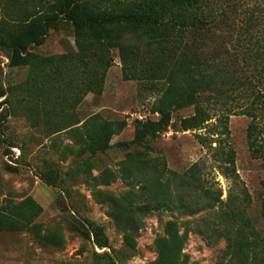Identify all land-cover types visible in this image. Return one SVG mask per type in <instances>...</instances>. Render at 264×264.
Segmentation results:
<instances>
[{
	"label": "rangeland",
	"instance_id": "374dc122",
	"mask_svg": "<svg viewBox=\"0 0 264 264\" xmlns=\"http://www.w3.org/2000/svg\"><path fill=\"white\" fill-rule=\"evenodd\" d=\"M17 1L0 0V22L12 20ZM27 8L30 13L38 11L32 4ZM249 12L259 20L254 27L248 26ZM214 24L207 41L210 51L222 54L226 48L235 55L249 42L264 46V0H239L233 12L226 11ZM30 51L35 61L11 67L0 48V89L7 91V103L0 107V211L21 222L19 230L0 232V264H109L107 257L114 264H163L169 228L180 237L173 264H231L226 238L213 237L210 243L199 234L213 223L217 211L227 209V203L237 213L243 252L253 235L264 239V165L248 150V116H228L227 134L218 136L219 107L196 104L174 111L162 133L143 139L139 146L125 145L137 126L156 120L151 105L161 83L123 80L117 50L111 49L109 67H91L101 78L98 92L92 91V73L86 79L77 75L78 65L72 60L76 48L67 23L51 28L43 45ZM60 56L67 58L55 59ZM235 57L241 64L240 54ZM82 82L85 91L78 102L79 95L69 87H81ZM71 118L80 123L62 129ZM97 118L122 128L100 134V142L92 147L88 133L98 125ZM258 119L264 125V116ZM260 138L264 141V132ZM223 142L225 151L230 148L234 153L235 180L225 178L218 167L223 159L213 149ZM144 161L149 165L163 161L165 172L178 176L198 164L206 186L220 190L226 204L193 214L152 212L141 217L136 230L119 224L105 195L115 198L130 190L136 183L133 167ZM185 201L193 208L201 206ZM85 220L102 226L108 248L99 250L81 236L78 230ZM103 251L107 255H100ZM249 256V264H264L260 248H253Z\"/></svg>",
	"mask_w": 264,
	"mask_h": 264
},
{
	"label": "trees",
	"instance_id": "16d2710c",
	"mask_svg": "<svg viewBox=\"0 0 264 264\" xmlns=\"http://www.w3.org/2000/svg\"><path fill=\"white\" fill-rule=\"evenodd\" d=\"M238 1L53 0L42 4L41 0H19L12 20L0 22V48L6 52L9 66L31 64L36 57L30 50L43 45L51 28L61 22L67 23L72 28L76 48L72 60L78 65L77 75L86 79L92 73L89 82L92 91L98 92L96 89L101 78L96 70L91 71V67L99 66L102 70L109 67L111 49L117 50L123 80L161 83L160 93L151 105L156 120L137 126L133 139L125 145L139 146L143 139L153 138L165 131L174 111L201 103L206 107L217 105L220 111L217 122L222 125L218 136L227 134L228 116H248L251 119L246 129L248 150L264 165V141L260 138L264 125L258 119L259 115L264 116V46L249 42L245 49L238 52L240 64L235 57L237 53L233 55L230 49L223 48L224 53L221 54L210 51L207 45L210 29L216 26L215 21L226 11L233 12ZM30 4L38 11L30 13L27 8ZM247 20L249 27L259 22L250 12L247 13ZM105 36L112 41L104 39ZM66 58L60 56L55 59ZM49 70L53 69L50 67ZM48 77L55 81L54 75L48 74ZM83 83L81 87H69L79 95L75 99L78 102L85 91ZM6 93L5 89H0V99L4 98L0 100V107L7 103ZM71 119V123L62 129L80 123L76 118ZM98 121L96 128L88 133L92 147L100 142V134L107 135L113 129L117 132L122 128H113V123ZM226 144L213 150L220 153L223 159L218 166L220 173L235 180L234 153L230 148L225 151L223 147ZM133 168L136 183H132L130 190L115 198L110 193L105 195L111 204L114 219L132 230L140 226L142 216L152 212L185 211L193 214L206 208L213 209L217 204H226L221 200L220 190L214 191L206 186L196 163L181 176L166 173L163 161L150 165L145 161L138 162ZM261 185L264 198V181ZM185 198L195 200L201 206L193 208L194 204L187 203ZM227 205V209L216 212L214 224L208 223L199 234L210 243L213 237L226 238L231 264H249V253L253 248L258 247L264 253V239L258 234L253 235V240L246 241V251L243 252L244 244L237 239L242 234L237 213L233 211V206ZM20 223L11 213L0 211V232L19 230ZM210 224H213L212 227ZM78 231L97 249L109 247L101 225L85 220ZM179 243L180 237L169 228L163 264H173L179 252ZM100 255L107 254L103 251ZM107 258L109 264H114L111 258Z\"/></svg>",
	"mask_w": 264,
	"mask_h": 264
}]
</instances>
